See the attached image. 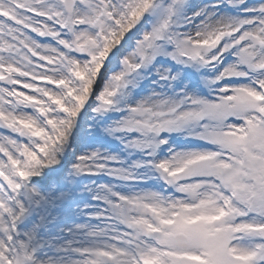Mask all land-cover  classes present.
<instances>
[{
    "label": "snow or ice",
    "instance_id": "snow-or-ice-1",
    "mask_svg": "<svg viewBox=\"0 0 264 264\" xmlns=\"http://www.w3.org/2000/svg\"><path fill=\"white\" fill-rule=\"evenodd\" d=\"M0 264H264V0H0Z\"/></svg>",
    "mask_w": 264,
    "mask_h": 264
}]
</instances>
